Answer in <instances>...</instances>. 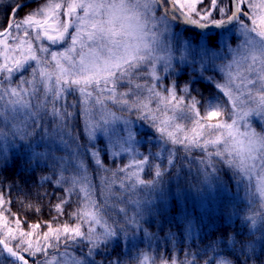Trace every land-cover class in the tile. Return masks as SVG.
Returning <instances> with one entry per match:
<instances>
[{
  "label": "snow or ice",
  "instance_id": "6c2138e0",
  "mask_svg": "<svg viewBox=\"0 0 264 264\" xmlns=\"http://www.w3.org/2000/svg\"><path fill=\"white\" fill-rule=\"evenodd\" d=\"M176 3L177 0H44L19 20L15 17L27 3L11 7L7 24L0 26V36L5 37V47L0 52V158L5 169L10 153L13 160L23 155L29 163L43 162L51 174L38 178L37 184L43 187L48 183L54 191L36 193L37 200L50 195L58 202L51 205L56 217L29 224L30 229H47L42 233L43 246L31 243L25 246L23 237L32 235L30 231L10 236L9 229L5 239H0L3 264H53L54 261L95 264L92 258L100 254L102 246L107 248L121 236L135 239L141 230L148 235L143 223L151 220L146 221V216L163 218L160 227L169 225L165 233L169 242L178 236L191 235L203 225V220L189 214L188 197L194 202L207 199L210 203L226 193L227 188L220 183V173L226 169L231 170L228 179L238 189L241 185L254 187L255 194L264 200V134L254 130L240 132L238 124L239 119L250 114L246 108L249 102H257V114L264 113V28L258 29L253 19L256 9H264V0L259 4L255 0H235L234 10L220 8L222 16L210 19L217 5V0H211L213 9L207 13L191 9L199 19L183 14L186 25L183 34L172 32L171 21L180 20ZM48 13L55 18L56 35L49 34L45 27L47 19L44 23L34 19ZM234 23L239 24L244 37L240 49H233L224 36L228 26ZM209 27L221 31L213 35L207 31ZM62 44L69 46L62 51L52 50V46ZM24 45H27L26 53L22 51ZM222 48L232 54L224 66L227 79L223 83L213 82V77L203 73L212 69ZM16 52L22 59L10 55ZM173 60L177 61L175 65ZM249 60L251 63H246ZM158 65H162L163 72L174 73L181 65L192 70L195 78L180 87V92L189 97L187 103L185 95H178L175 80L158 90L162 79ZM24 72H30L31 78L25 77ZM14 76L17 78L13 83ZM144 76L152 82H137ZM205 80L228 98L230 109L223 103L210 101L201 114L197 107L200 102L191 96V91L194 84ZM125 85V90L120 91ZM145 90L150 95L145 96ZM76 92L81 97L79 132L72 124L76 102L67 100ZM153 100L158 101L157 109L163 103L172 115L163 111L166 118L162 119L150 107ZM106 101L119 105L121 111L135 110L138 119L148 120L159 134L157 151L146 148L149 154H140L138 145L146 137L137 139L131 121L125 120L121 127V117L107 108ZM193 112L197 117L192 121L194 127L186 129L183 123H177L191 120ZM225 116L228 119H223ZM214 118L215 123L211 122ZM194 149L201 154L193 156ZM181 150L183 156H178ZM123 154H133L129 163L115 169L105 166L104 156L115 158ZM90 165L102 173H111L101 177L99 199L90 178ZM146 166L151 169V178L147 180L141 176ZM182 173L186 186L176 192L170 181H179ZM189 176L191 179H187ZM114 185H118V191ZM56 190L62 195L57 197ZM20 192V203L39 212L38 203H25L30 193L23 189ZM74 195L78 206L65 213ZM181 197L185 201L183 211ZM166 200L171 205L167 213ZM11 203V187L0 186V216L7 212L17 225L27 224V220L21 221L10 211ZM64 214L76 222L56 225L54 221ZM168 215L172 216L171 220L167 219ZM4 219L7 224L8 216ZM244 222L251 228L256 225L252 216H245ZM173 226L176 231L172 230ZM222 235L233 245L240 244L244 258L223 257L214 264H256L260 259L249 254L247 242L236 239L241 235L239 231L234 236ZM13 240L18 241L14 246ZM81 244L86 248L84 255L69 251ZM50 250L62 251L57 257L51 256ZM38 254L44 259L36 260ZM142 257L140 264H149L151 257L147 253ZM190 257L189 253L183 261L161 258L159 264H195Z\"/></svg>",
  "mask_w": 264,
  "mask_h": 264
},
{
  "label": "trees",
  "instance_id": "16d2710c",
  "mask_svg": "<svg viewBox=\"0 0 264 264\" xmlns=\"http://www.w3.org/2000/svg\"><path fill=\"white\" fill-rule=\"evenodd\" d=\"M16 2L17 1L14 0H0V11L2 12L0 17L2 20L5 19L4 25L7 24L11 7ZM42 22L43 20H41V23ZM1 37L2 36H0V38ZM4 47V43L3 45L0 44V52L3 51ZM18 53L19 52L11 53L10 55L14 57L16 55L18 58ZM191 74L195 76V74L190 71L188 72V75L187 72H184L175 76L174 79L177 82L178 89H180L185 83L189 82H183L182 79ZM169 77L173 78V73ZM191 94L200 102L197 106L201 111V114L204 113L210 101L223 103L225 104L226 109H230V104L225 95L219 90L211 87L207 80L202 83L194 84ZM251 120L254 124L253 126L260 127L254 118ZM211 122H216V118ZM139 135L146 137V139L142 140L138 145L143 155L149 154L146 148H150L153 152L157 151L156 140L158 133L155 130L142 129L138 131V136ZM149 140L151 141L150 144L148 143ZM177 148H179V146H177ZM200 154L199 150H193V156H198ZM177 155L183 156L182 150L178 151ZM103 161L104 163L109 164L112 160L110 161L108 156H104ZM111 165L112 168H109L108 166L106 167L109 169H115L114 167L116 163L111 162ZM45 168L46 166L43 162H40L39 164L35 162L29 163L26 157L22 158L21 156L17 157L15 160L10 157L6 169L3 164L0 165V186L11 187L12 203L10 211L16 213L21 221H28L27 224H19L23 231H32L39 236H41L44 231H47V229H30L29 224L38 220H52L53 217L57 216V213L51 208L52 204L58 202L57 198H53L49 195V197L37 200L36 197V193L48 192L51 194L54 191L53 187L48 183H44L43 187H40L37 184V179L44 176V173L46 172ZM89 168L91 180L97 187V198L99 199V188L101 186V180L99 181L98 176L99 171L94 165H90ZM194 174L195 168H193L192 175ZM228 174H232L230 169H226L224 172L220 173V178L222 179L224 186L227 188V192L222 193L220 197L213 198L210 203L207 199H200L194 202L191 196L188 197L187 205L189 214L194 217H201L203 220V225L198 227L194 233L191 235L185 234L183 236H178L174 242H169L165 235L168 231L169 225L165 223L163 228L160 227V222L163 218L157 216L153 219L152 217L146 216V221L151 220V223H143V229H147L148 235L141 230L136 233L135 239L129 240L121 236L110 242L107 248L102 246L99 250L100 254L94 255L92 258L94 259L95 264H140L143 259V253H147V255L151 257L149 264H153V262L159 264L161 258L168 257H175L178 261H183L186 254L189 253L191 254L190 258L195 260V264H205L206 261L207 264H214V261H216L215 254L210 250L211 247H206V243L208 241L214 242L218 237H224L222 233L235 234L237 231H239L241 235L236 239L238 241L243 240L247 242L249 254L252 255L253 258L260 257V259L256 261V264H264V207H262V205H264V200L255 194L254 187H245L244 185H241L238 189L235 184L228 179ZM105 175L110 176L111 173H103V176ZM144 178L146 180L151 178V169L147 166L145 167ZM167 179L168 177L166 176L165 180ZM187 179H191V176L187 177ZM170 183L176 192L185 188V177L183 173L181 174V179L179 181L173 179ZM193 183H195L194 180ZM177 184H179V188L175 187ZM113 187L114 190H119L118 185H114ZM21 189H23L24 192L30 193L25 203L28 201L33 204L38 203L40 206L39 212H34L32 209L20 203ZM56 191L57 197L62 195L58 190ZM170 199L171 198L169 197V200ZM225 204L227 207H225ZM77 206V197L74 195L70 200L69 205L65 207V213L73 211ZM184 206L185 201L184 198L181 197V211H183ZM4 207H7V205ZM170 207L171 205L168 200H166L164 202L166 213ZM5 216H8V221L10 223L15 224L13 217L9 216L7 212H5ZM245 216H252L256 219V225L254 228H251L244 222ZM167 219L171 220L172 216L168 215ZM65 221L69 224H74L76 222L75 218H70L67 214H64L59 216L54 223L56 225H62ZM172 230L176 231L174 226ZM210 245L211 242L209 246ZM51 251L55 252L53 255L57 254V257L60 255V251L58 250ZM69 251L80 256L84 255L86 248L84 244H81L75 249H70ZM222 251L224 257L234 259L235 256H240L241 259L244 258L240 252L239 243L233 245L232 248H223ZM35 258L40 260L41 256L37 255ZM49 259H51V256Z\"/></svg>",
  "mask_w": 264,
  "mask_h": 264
},
{
  "label": "rangeland",
  "instance_id": "374dc122",
  "mask_svg": "<svg viewBox=\"0 0 264 264\" xmlns=\"http://www.w3.org/2000/svg\"><path fill=\"white\" fill-rule=\"evenodd\" d=\"M14 1H17L16 3H18L21 0H14ZM38 3L39 4H43L44 0H37V1L32 2V4L28 3L27 7L23 8L19 12V15L15 17V19L19 20V19L23 18L25 16V14L30 12V11H32L36 7V5ZM255 3L259 4L260 0H255ZM29 4H31V5H29ZM175 7L181 12V14L188 13V14L192 15V17L195 18V19H199V17L196 16L195 13L191 12L192 8H195L201 14L207 13V12H209V10L213 9L211 0H202V2H201V0H177V3L175 5ZM220 8H227V9H232L233 10V1L232 0H217V5L215 6V10L211 11L210 19H219L222 16V13L219 12ZM0 14H2L1 11H0ZM159 14H160L159 9H157V15H159ZM262 17H264V9H256L255 10V15L253 16V19H255L256 27L258 29L264 28V19H262ZM243 18L244 17H242V19ZM34 19L38 20L40 22H41V20L47 19L48 21H53L54 22L53 26L55 28L57 26L55 18H54V16L51 13L46 14V16H36V17H34ZM201 22L202 23H208L209 21L202 20ZM177 23H179V28H176ZM4 24H5V19L2 20L1 17H0V26H4ZM171 26H172V32L173 33L179 32L181 34H183L184 28L186 27V25L183 23V21L181 19L179 21H177V20L171 21ZM45 27L48 28L47 26H45ZM189 27H191V26H189ZM55 28L52 29V30L48 29L49 30V34L56 35ZM239 28H240L239 24L238 23H234V24L228 26V31L224 33V36L227 38L228 43L230 44V46L233 49H240L241 48V42L244 39V37L241 35V33L239 31ZM70 31H71V29H70ZM207 31L210 34L215 35L218 31H221V30L218 29V28H210V29H207ZM21 33H22V31H21ZM167 35H168V33H165V36H167ZM4 39H5L4 36H2L0 38V44L3 45ZM68 46H69L68 44L54 45V46H52V50H54V51H62L64 48H67ZM22 51H24L26 53L27 45L23 46ZM219 51H220V56L214 61L212 69H210L208 72L203 73V75L204 76L213 77V82H221V83H223L227 79V72H226V70H224V66L227 65L228 62L232 59V54L229 53L226 49H223V48L220 49ZM17 56H18V58L22 59V57L20 56V53H18ZM15 57H16V55H15ZM176 63H177V61L173 60V64L175 65ZM246 63H251V60L247 61ZM157 67H158V69L161 70V77H162V79L158 82V90H163L164 88H166L167 85L169 84V82L172 81V80H175L174 78L178 74H182L184 72H187V75H188L189 71L192 72V70L190 68H185L183 65H181L179 68H177L174 73L173 72H163L162 71V65H158ZM257 71H259V70H257ZM172 73H173V78L169 77ZM23 75L25 77H27V78H31L30 77V73H28V72H24ZM194 77L195 76L191 74L190 76L184 77L182 79V81L186 82V81H189L190 79H193ZM16 78L17 77L14 76L13 83L15 82ZM145 80L152 82L151 78L148 77V76H144L142 79L138 78L137 82L143 83ZM237 82H239V81H237ZM126 87H127L126 85L122 86L119 90L120 91H124ZM178 88H177L178 95H181V94L185 95L186 96L185 103H187L188 99H189L188 95L185 94V93H181L180 89H178ZM144 95L148 96L150 94L147 92V90H145L144 91ZM191 96H193V95L191 94ZM80 99H81V97H80L78 92L73 93L72 95L67 97L68 101H70V102L71 101H75L76 102V108L73 109V111L76 113V115H74V117L72 119V124L75 126L77 131L78 130L81 131V129H82V121H81L80 114H79V107H80L79 101H80ZM157 104H158V101L157 100H153L152 103L150 104V107L152 109L156 110L157 111V115L161 116L162 119L166 118L163 115V111H167V115L168 116L172 115L171 110L166 109L165 105L163 103L160 104L159 109H157ZM106 106H107L108 109H110L111 111L115 112L118 116L121 117V120L119 122V125L121 127H123V122L125 120L131 121L132 127L135 130H137V139L138 140H140L141 137H142V135L138 136V131L139 130H142V129L155 130V129H153L151 127V125L149 124L148 120L138 119L137 118V113H136L135 110H133L131 112L121 111L120 110V106L114 104L111 101H106ZM246 108H247V110L249 111L250 114L247 117L239 119L238 124H239L240 132H250V131L254 130L255 132L264 134V113L257 114L259 112V109L257 107V102H255V101L249 102L246 105ZM233 118H236V117H233ZM252 118H254V120L259 124L260 127L253 126L254 124L252 123V120H251ZM196 119H197V117L195 116V113L193 112V113H191V120L177 121V123H183L185 125L186 129H191L192 127L195 126L192 123V121H194ZM223 119H228V117L226 116ZM203 122L206 123L207 121H203ZM229 122H230V120H229ZM213 123H215V122H213ZM179 134L182 135V133H179ZM189 134H191V133H189ZM241 138L243 139V137H241ZM81 141L82 142L84 141V137L83 136L81 137ZM100 147L103 148V144H100ZM169 147H171V145H169ZM38 150H42V149H38ZM139 153L142 154L140 149H139ZM132 156H133V154H123L120 157L113 158L111 155H108V157L110 158V161L112 160L111 162H115L116 163L114 168H116L117 165H121L122 166L124 164L129 163V161L132 159ZM10 157H11V153L9 154V159H10ZM21 157L25 158V156H23V155ZM138 158H141V157L138 156ZM9 159H8V161H9ZM121 160H123V161H121ZM111 162L109 164H106V163H104V164H106V166H108L109 168H112ZM1 164H3L2 158H0V165ZM45 170H46V172L44 173V175H50L51 174V170H50L49 167H46ZM98 173H99L98 176H99V181H100L101 177L103 176V173L101 171H99ZM141 176H142L143 179H145L144 178V172L141 173ZM90 178H91V175H90ZM256 182L257 181L254 179L252 183L255 184ZM220 183H222V179L221 178H220ZM0 210H2V209H0ZM4 216H5V212H4ZM4 216H0V239H5L6 234H9V229H11V232L9 234L10 236H18L19 233L21 231H23L22 228L19 225H17L16 223L13 224V223H10L9 221H7V224H6ZM23 232H29V231H23ZM30 232L32 233V235H30V236L25 235L23 237V240L25 242V246L28 243H31L33 246H37V245L43 246V236L42 235L39 236V239H38V235H36V233H34L32 231H30ZM234 235H235L234 233L229 234V236H234ZM17 242L18 241L13 240L12 241L13 246ZM210 242H211L210 250L212 251L213 247L216 248V251H212L213 254H215V259L216 260L224 257L223 254H222V252H223L222 249L223 248L224 249L225 248H232V246H233V244L230 243V240L228 238H224V237H218L217 239L214 240V242L213 241H208L206 243V247H209ZM58 251H62V250H58ZM50 252H51V256H57V254L53 255V253H55V252H53L51 250H50ZM59 254H60V252H59ZM43 259H44V257L41 256L40 260H43ZM36 260H39V259H36ZM64 260L67 261V257H64ZM0 264H3V254H0ZM53 264H58V262L54 261Z\"/></svg>",
  "mask_w": 264,
  "mask_h": 264
},
{
  "label": "water",
  "instance_id": "95a60500",
  "mask_svg": "<svg viewBox=\"0 0 264 264\" xmlns=\"http://www.w3.org/2000/svg\"><path fill=\"white\" fill-rule=\"evenodd\" d=\"M34 1H37V0H21L18 3H27L28 4V3H32ZM232 1H233V10H234L235 9V0H232ZM176 11H177V13L180 14V19L183 21V15L177 10V8H176ZM210 28H215V27H209L208 29H210Z\"/></svg>",
  "mask_w": 264,
  "mask_h": 264
},
{
  "label": "flooded vegetation",
  "instance_id": "af4514ba",
  "mask_svg": "<svg viewBox=\"0 0 264 264\" xmlns=\"http://www.w3.org/2000/svg\"><path fill=\"white\" fill-rule=\"evenodd\" d=\"M44 21H45V20H43L42 23H44ZM53 24H54L53 21H48V20H47V23L45 24V26H47L49 30H52V29L55 28V27L53 26Z\"/></svg>",
  "mask_w": 264,
  "mask_h": 264
}]
</instances>
